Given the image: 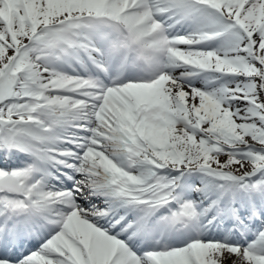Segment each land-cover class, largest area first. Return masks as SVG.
Wrapping results in <instances>:
<instances>
[{"label": "snow or ice", "instance_id": "1", "mask_svg": "<svg viewBox=\"0 0 264 264\" xmlns=\"http://www.w3.org/2000/svg\"><path fill=\"white\" fill-rule=\"evenodd\" d=\"M0 264H264V0H0Z\"/></svg>", "mask_w": 264, "mask_h": 264}]
</instances>
